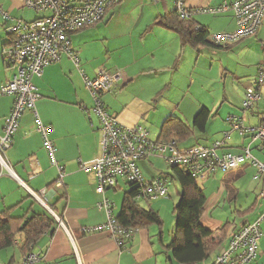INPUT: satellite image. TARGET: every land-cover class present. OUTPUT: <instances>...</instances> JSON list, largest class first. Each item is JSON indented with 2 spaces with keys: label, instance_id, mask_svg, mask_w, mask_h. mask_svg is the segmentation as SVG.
Listing matches in <instances>:
<instances>
[{
  "label": "crops",
  "instance_id": "0c3cea01",
  "mask_svg": "<svg viewBox=\"0 0 264 264\" xmlns=\"http://www.w3.org/2000/svg\"><path fill=\"white\" fill-rule=\"evenodd\" d=\"M132 1L122 0L109 9L103 21L71 35L72 47L74 38L83 32L97 29L103 24L110 27L119 13ZM235 1L186 0V4L195 12L192 18L195 25L214 35L237 31L232 12H209ZM13 3L18 8H25L24 0H13ZM141 4L144 5L141 14L143 23L130 26V34L124 35L127 39L120 40L112 51L116 53L115 63L104 67L110 73L121 71L124 76L112 92L101 97L110 114L124 127L145 128L154 142L159 141L162 127L169 118H179L191 132L186 140L177 141L180 149L198 145L212 146L215 142L222 141V134L230 130L226 123V118L230 116L243 117L248 126L259 125L261 114L264 113V88L261 89V100L253 110L244 112L242 104L246 88L254 84L259 67L264 65V22L254 37L224 48H194L183 45L178 33L157 23L164 15L174 11L173 0H142ZM1 11L2 5L0 17L4 19ZM38 17L37 15L36 19ZM15 22L14 19L5 21V31ZM6 35L8 40L0 47V87L15 76V70L3 57V48L9 42L7 31ZM80 62L81 68L90 79L103 70L97 71L102 66L90 59ZM218 62L220 65L216 68L215 64ZM203 63L211 72L217 69L221 73L218 76L222 78L224 94L221 98H213L212 105L199 103L197 112L192 113L194 117L191 126L188 119H191V111H188V117L181 111L178 94H184V98L190 96L189 89L184 88L186 91H183L182 79L189 88L196 85L194 77L199 65ZM34 84L40 95L36 106L37 114L41 122L51 128L49 138L56 147L55 158L64 168L63 186L57 187L59 172L52 166L43 148L34 114L25 112L14 136L13 145L6 153L12 173L3 171L0 166V215L7 213V217L31 219L36 214H47L54 220L49 212L51 210L63 220L64 227H60L54 220L53 228L32 248L31 252L42 255L39 264H179L173 259L168 246L173 241L176 223L174 209L180 200V193L178 192L175 201L170 189L165 199L150 203L135 199L140 207L145 208L148 205L157 212L163 225L140 229L123 249L107 233L84 235L81 232L83 228L102 226L107 221L105 213L97 209L102 197L96 193L95 176L92 172L83 171L80 165V162H89L99 153L98 118L94 113L87 114L82 109H91L94 103L90 92L84 86V78L66 55L62 56L60 62L47 67L44 75L35 79ZM13 104L12 97H0V138L4 134L5 121ZM203 108L208 109L210 114L205 130L201 131L195 126V118ZM193 127L201 135L196 143H192L196 136ZM250 143L248 137L234 132L226 146L219 150V154H241ZM251 149L252 155L264 162V148L260 149L258 144H253ZM145 162L153 170L157 166L151 159L141 161L138 166L144 177L145 172L140 165ZM169 173L170 169L168 173L159 171L158 177L167 176ZM255 176L256 170L247 165L239 172L227 176L216 172L201 183L198 182L207 199L200 223L207 230L216 233L221 241L215 253L203 264H213L216 256L228 248L236 232L242 226L256 221L264 213V201L258 200V196L250 202L251 194L255 195L252 193L253 189L264 191V180H254ZM173 182L176 181L172 180ZM128 186L131 187L124 180H120L116 189L106 192L105 196L115 205L116 218L123 210L127 192L122 197L120 210L114 199ZM241 195L246 198V202L238 205ZM154 203L159 206L153 207ZM19 223L22 220L17 222V226ZM261 230L258 258L252 264H264V221ZM26 255L21 247L20 236L17 235L12 247L0 248V264H20Z\"/></svg>",
  "mask_w": 264,
  "mask_h": 264
},
{
  "label": "built area",
  "instance_id": "2783aa9c",
  "mask_svg": "<svg viewBox=\"0 0 264 264\" xmlns=\"http://www.w3.org/2000/svg\"><path fill=\"white\" fill-rule=\"evenodd\" d=\"M122 0H24V7L36 13L39 17L32 22L18 21L7 27L9 42L3 48L5 62L15 70L13 79L0 87V97H12L13 108L6 118L4 134L0 138V166L3 171L12 173L6 158L7 151L12 147L14 136L25 112H32L36 119L37 130L43 141L52 166L59 172L57 187L62 188L64 168L56 161V147L49 138L51 128L44 125L36 110L40 99L35 79H40L50 65L60 62L66 55L84 78L85 86L90 92L94 106L91 109L82 107L87 114L94 113L99 121L98 155L89 162H80L81 169L92 172L95 176L96 193L102 197L97 209L105 213L107 221L95 228H83L84 235L92 233H107L120 248H125L139 230L124 228L114 216V203L105 195L110 189H116L120 180L130 186H136L140 193L136 199L147 202L168 197L172 180L160 176L147 180L138 164L141 161L159 157L169 167H180L192 174L198 181L208 178L216 172L225 176L239 172L244 166L256 170L254 180H264V162L252 155V145L258 144L264 148V113L257 126H248L243 117L230 116L226 123L230 130L223 134V140L212 146H194L180 149L177 142H154L149 132L141 127H124L116 117L110 114L101 97L112 92L123 80V72L110 73L105 70L98 72L90 79L81 68L78 54L73 50L71 35L95 26L104 20L109 9ZM174 11L181 19H192L195 12L187 7L186 0H173ZM213 14L232 12L237 25L234 33L214 34L210 42L218 47H226L239 41L254 37L264 22V0H236L224 4L221 8L210 10ZM7 22L11 18L1 11ZM264 88V65L258 69V75L253 85L246 88L242 109L244 112L253 110L261 100V89ZM237 132L248 137L250 145L241 154H219L226 146L231 134ZM34 197L38 198L36 194ZM258 200L264 201V191ZM50 214L60 227L64 222L51 210ZM264 213L254 221L242 226L233 236L228 248L218 254L213 264H252L258 258L259 242L262 238L261 224ZM41 253L30 252L20 264H39Z\"/></svg>",
  "mask_w": 264,
  "mask_h": 264
},
{
  "label": "trees",
  "instance_id": "16d2710c",
  "mask_svg": "<svg viewBox=\"0 0 264 264\" xmlns=\"http://www.w3.org/2000/svg\"><path fill=\"white\" fill-rule=\"evenodd\" d=\"M158 25L179 34L183 45L194 48L200 46H213L210 42L211 34L203 27H197L192 19H181L176 11L164 15ZM209 110L201 109L195 118V126L201 131L205 130L209 118ZM191 135L190 128L179 118L171 117L163 125L159 143L172 141H184ZM167 175L180 186V200L174 209L175 230L173 241L168 246L173 259L179 264H203L208 260L220 246V239L216 233L202 226L200 220L204 215L206 195L199 187L198 180L190 173L180 167H170ZM140 190L131 186V190L125 194L123 210L116 218L117 222L124 228L137 230L151 225L162 226L160 215L151 208H142L136 204ZM0 215V248L12 247L16 236H20L23 251L29 254L40 238L49 232L55 221L47 214L35 215L31 219H15ZM22 220V223L17 222ZM17 226V227H16Z\"/></svg>",
  "mask_w": 264,
  "mask_h": 264
},
{
  "label": "rangeland",
  "instance_id": "374dc122",
  "mask_svg": "<svg viewBox=\"0 0 264 264\" xmlns=\"http://www.w3.org/2000/svg\"><path fill=\"white\" fill-rule=\"evenodd\" d=\"M141 1L142 0H133L128 6H125V9L119 13L116 20L114 21V23H112L110 27H107V25L103 24L101 27L97 29L95 28L89 29V31L83 32L82 34L74 38L73 50L78 54L80 61H86L87 59H90L91 61H95L97 64H99V66H102L101 68H98L97 71H99L100 69L106 70L104 67H109V65H113V63H115L116 61V56H115L116 53H112L113 49L116 48L120 40L127 39L125 38V36L130 34L129 29L131 27H135V25L143 23L141 19V14L143 10L142 7L144 5L141 4ZM147 4L149 3L147 2ZM0 5H2L3 11L11 19H14L16 21L15 23H17L20 20H23L24 22L26 21L31 22L37 18V14L34 13L33 11L26 8L23 9L21 7L20 8L16 7L13 3V0H0ZM121 35H123V37ZM7 40L8 37L5 31V21L0 17V47L2 46L3 43L7 42ZM84 53L85 56H82V54ZM219 65H220L219 62L215 64L216 68ZM218 74L221 73H218L217 69H214L213 72H211L209 69L206 68V65L203 63L199 65V68L197 69L194 77L196 85L192 86V88H189V86H186V84L184 83V79H182L183 82L182 87L184 84L183 91H186L184 88L189 89L190 96L184 98V94L183 95L178 94L182 109L181 111L183 113H186V116L188 111H191V119L188 118L190 120L189 123L191 126H193L192 117H194L192 116V113L197 112L198 109L197 106L199 103H201L202 105H212L211 100H214L213 98H218V97L221 98L223 96L224 85L221 80L222 78H220ZM236 86H238L237 83ZM91 100L94 103L92 96H91ZM193 129L195 130L196 136L193 138L192 143H196L200 139L201 135L197 133L198 131L194 127ZM211 137L214 138L215 136H211ZM151 160H153V163L155 165L157 164L155 170L151 168V165L149 163H148L149 167L146 166L147 162L141 163L140 165L142 171L145 172V176L147 177L145 178L147 180H152L153 177L157 178L159 176V171L163 173H168L170 167L165 163L163 159H158L157 157H153L151 158ZM198 182L201 183V181ZM130 190L131 187L129 186L124 187L122 192L117 197H115L114 200L116 204H118L119 210L124 193L129 192ZM253 190L252 193H255V195L251 194L250 202L254 197L259 196L261 192L260 190L258 191L256 190L253 191ZM178 192L180 193V186L177 182H173L170 186V194L173 195L175 201H176V197L178 196L177 195ZM242 193H243L242 195L245 194L243 191ZM245 202H246V198L242 196L241 201L238 205H243ZM158 206H159L158 203L153 204V207L155 208H157ZM146 207L149 208L148 205H146L145 208ZM234 219L235 217L231 218V221H233ZM168 221H169V217H168ZM238 223L239 220H237V224Z\"/></svg>",
  "mask_w": 264,
  "mask_h": 264
}]
</instances>
